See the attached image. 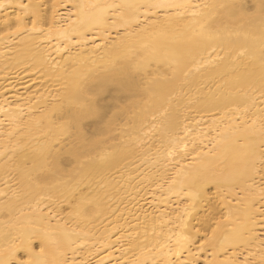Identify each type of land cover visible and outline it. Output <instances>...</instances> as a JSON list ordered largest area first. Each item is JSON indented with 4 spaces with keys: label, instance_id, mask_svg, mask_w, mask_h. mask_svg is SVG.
Returning <instances> with one entry per match:
<instances>
[{
    "label": "bare ground",
    "instance_id": "bare-ground-1",
    "mask_svg": "<svg viewBox=\"0 0 264 264\" xmlns=\"http://www.w3.org/2000/svg\"><path fill=\"white\" fill-rule=\"evenodd\" d=\"M0 4V264H264L262 0Z\"/></svg>",
    "mask_w": 264,
    "mask_h": 264
},
{
    "label": "snow or ice",
    "instance_id": "snow-or-ice-1",
    "mask_svg": "<svg viewBox=\"0 0 264 264\" xmlns=\"http://www.w3.org/2000/svg\"><path fill=\"white\" fill-rule=\"evenodd\" d=\"M262 2H264V0H262ZM0 6H2V4H0ZM43 252V248H41V253ZM23 264H35V262H33L32 260H26L23 262Z\"/></svg>",
    "mask_w": 264,
    "mask_h": 264
}]
</instances>
